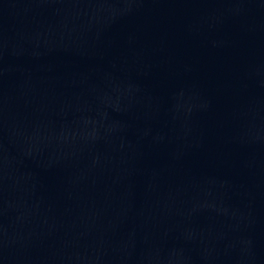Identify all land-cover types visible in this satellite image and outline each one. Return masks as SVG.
<instances>
[{"label": "water", "instance_id": "water-1", "mask_svg": "<svg viewBox=\"0 0 264 264\" xmlns=\"http://www.w3.org/2000/svg\"><path fill=\"white\" fill-rule=\"evenodd\" d=\"M0 264H264V0H0Z\"/></svg>", "mask_w": 264, "mask_h": 264}]
</instances>
